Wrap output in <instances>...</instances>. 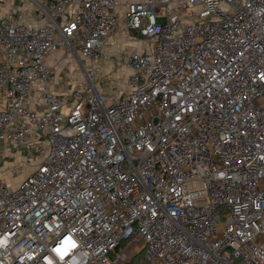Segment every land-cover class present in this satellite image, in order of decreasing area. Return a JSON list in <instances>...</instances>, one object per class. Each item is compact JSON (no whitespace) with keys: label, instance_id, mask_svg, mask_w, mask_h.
<instances>
[{"label":"built area","instance_id":"obj_1","mask_svg":"<svg viewBox=\"0 0 264 264\" xmlns=\"http://www.w3.org/2000/svg\"><path fill=\"white\" fill-rule=\"evenodd\" d=\"M0 0V264H264V0ZM148 48L98 87L114 30ZM76 59L84 87L54 88Z\"/></svg>","mask_w":264,"mask_h":264},{"label":"crops","instance_id":"obj_2","mask_svg":"<svg viewBox=\"0 0 264 264\" xmlns=\"http://www.w3.org/2000/svg\"><path fill=\"white\" fill-rule=\"evenodd\" d=\"M139 1H143V0H121L118 6V11L121 14H123L128 4L139 2ZM147 48H148V45L145 39L141 37L137 32L129 30L126 27L124 18H122L119 25L114 30L113 35L111 36L108 42V45L105 49L103 57L101 58L99 62V67L101 68V70H105L109 72L107 76L111 75L114 77V75H116V78H117L118 72L121 69L119 68V64L123 63L127 55L133 52H139V51L146 50ZM59 52H65V51L61 50ZM54 56L49 59V62L51 64H53V62L56 61V58ZM79 73L82 74L80 70H79ZM79 73L77 72V75ZM101 77L104 78L106 76H103L102 74H100L99 78ZM54 85H55V82H54ZM2 146L4 148L1 149V146H0V163L2 160L3 165H2V168L0 167V175L5 180L6 183L12 186V184H10V180L13 174L16 172L21 173L19 180H17L18 182H16V185H17L26 176L29 170V169H26L24 162H23L24 154H22L20 150L12 147L11 145L5 144ZM12 148L15 149L16 151H12L13 150ZM12 159H13V162L11 161L10 163V160ZM14 161H17V163H19L18 167L11 166L12 163L13 164L15 163Z\"/></svg>","mask_w":264,"mask_h":264},{"label":"rangeland","instance_id":"obj_3","mask_svg":"<svg viewBox=\"0 0 264 264\" xmlns=\"http://www.w3.org/2000/svg\"><path fill=\"white\" fill-rule=\"evenodd\" d=\"M56 61L53 62V68L55 72V88L59 90L63 94H68L72 89H81L84 87V78L82 74L79 73V67L77 66L76 59L65 52H59L55 56ZM77 72L79 73L77 75ZM126 79V72L124 69H120L116 78V75L113 76H106L104 78H97V84L99 89L108 97L113 98L116 97L118 93L119 86L124 82ZM4 147L1 146V149ZM13 149V148H12ZM24 154V151L18 149ZM12 151H16L13 149ZM13 162V159L10 160ZM15 163L11 166L18 167L19 163L14 161ZM3 161L1 160L0 167L2 168ZM15 174V175H14ZM10 184L12 186L16 185L17 180L20 178L19 172L14 173ZM138 260V259H137Z\"/></svg>","mask_w":264,"mask_h":264},{"label":"trees","instance_id":"obj_4","mask_svg":"<svg viewBox=\"0 0 264 264\" xmlns=\"http://www.w3.org/2000/svg\"><path fill=\"white\" fill-rule=\"evenodd\" d=\"M140 261H141V256L140 255H135V257L132 259V261L129 264H139Z\"/></svg>","mask_w":264,"mask_h":264}]
</instances>
